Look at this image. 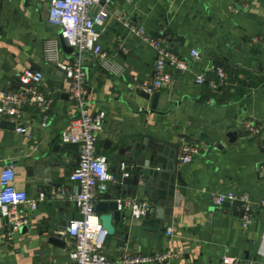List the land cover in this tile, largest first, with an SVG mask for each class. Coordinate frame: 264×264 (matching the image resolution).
<instances>
[{
	"label": "crops",
	"instance_id": "0c3cea01",
	"mask_svg": "<svg viewBox=\"0 0 264 264\" xmlns=\"http://www.w3.org/2000/svg\"><path fill=\"white\" fill-rule=\"evenodd\" d=\"M50 1L0 0V89L16 90L20 75L41 72L39 88L52 101L46 125L28 110L26 134L1 127L6 120L0 118V174L12 166L17 190L31 199L45 196L17 233L10 234L0 217V264H69L67 227L79 218L69 199L76 189L69 176L80 148L59 137L75 116L66 93L70 81L62 67L43 59L48 40L58 42L62 65L72 59L60 48V28L47 21ZM102 9L109 16L96 25L99 43L120 70L111 74L90 55L84 60L92 114L106 116L97 150L115 180L97 204L131 196L153 210L140 221H113L101 252L113 261L170 250L178 254L171 264H222L224 257L264 264V50L250 43L264 37V0H111L91 14ZM123 15L165 39L189 65L184 73L168 68L172 83L157 92L155 111L136 94L138 84L153 79L155 52L123 27ZM216 60L222 67L214 66ZM217 70L226 72L229 86L210 91L195 83L197 74L215 77ZM246 122L261 130L259 137L244 130ZM232 131L237 136L229 138ZM182 144L199 152L185 166L179 162ZM124 172L131 184L122 181ZM227 192L249 195V226L243 228L239 206L213 204L212 194ZM54 233L63 246L51 243Z\"/></svg>",
	"mask_w": 264,
	"mask_h": 264
},
{
	"label": "built area",
	"instance_id": "2783aa9c",
	"mask_svg": "<svg viewBox=\"0 0 264 264\" xmlns=\"http://www.w3.org/2000/svg\"><path fill=\"white\" fill-rule=\"evenodd\" d=\"M103 1L111 0H51L48 7L47 21L49 24L62 29L65 44L72 49V59L67 65H62L61 51L58 42L48 40L43 49V59L48 64L58 65L65 71L70 81L66 93L75 109V116L60 132V141L66 145L79 146L78 163L72 170L69 180L76 189L70 195L79 218L70 222L67 227L68 237L73 242L72 250L68 254L69 264H171L178 254L164 251L151 255L125 254L119 260H109L100 249L106 231L103 230L99 216L95 211L97 196L105 194L108 187L115 180L108 170L107 158L97 150L98 137L103 130L105 113L92 114L87 86L85 58L90 55L96 58L103 70L117 74L118 66L109 60L99 43L97 24H103L108 13L102 9L96 15L91 11ZM123 27L141 42L155 52V70L153 79L137 85V89L153 95L172 83V75L168 68L184 73L188 70V63L173 54L165 43V39L148 33L143 27L131 23L125 15L119 19ZM252 45H259L264 50V37L250 38ZM191 57L200 58V53L191 51ZM43 79L41 72H25L18 77L16 90L4 91L0 89V118L14 124L18 134H26L24 120L28 110L34 111L40 122L46 125L49 121L51 103L40 90ZM195 83L210 91H219L229 86V78L223 70H217L215 77H208V73L195 76ZM244 130L252 136L259 137L261 130L250 122L244 124ZM199 152L187 144H182L179 150L181 166L190 163ZM122 170L125 166L122 165ZM264 176V165L260 167ZM130 173L124 172L123 178H129ZM15 172L12 166L6 167L0 174V217L10 234L19 232L29 225L30 214L35 212L40 202L45 198L39 194L38 199H31L26 192L15 188ZM205 193L206 190H201ZM211 200L216 207L225 204L239 206L243 210V228L253 222V203L245 193H215ZM117 210L123 219L128 217L132 222L140 221L151 214L153 208L149 202L131 196H121L115 199ZM264 208V202L261 204ZM7 239V238H6ZM1 240V239H0ZM259 254L264 255V238L259 247ZM222 264H240L235 258L224 257Z\"/></svg>",
	"mask_w": 264,
	"mask_h": 264
},
{
	"label": "water",
	"instance_id": "95a60500",
	"mask_svg": "<svg viewBox=\"0 0 264 264\" xmlns=\"http://www.w3.org/2000/svg\"><path fill=\"white\" fill-rule=\"evenodd\" d=\"M59 43H60V48L63 52L67 53V54H71L72 53V49L69 48L65 42L64 39L62 38V29L60 28L59 30ZM214 66L217 68L222 67V64L219 61H214ZM32 70H36V68L32 69ZM38 70V68H37ZM137 96H139L141 99L145 100V101H150V108L152 111H155L160 99V95L159 93H154L153 95H148L140 90L136 91ZM1 127H5V128H11L12 130L15 128L14 124L7 122V121H3L1 123ZM243 135V134H241ZM237 136L236 132H230L228 133V137H235ZM177 180L180 181V174H177ZM124 183H128L131 184L133 181L129 178H123L122 180ZM95 211L99 216V220L101 222L102 228L103 230L106 231L107 235H112L114 233V228L112 226V222L116 221V222H120L123 219V216L121 214V212H119L117 210V204L115 201H110V202H101L96 204L95 207ZM241 214L243 217V210H241ZM51 243L56 245V246H63V241H62V237L59 234H52L51 237Z\"/></svg>",
	"mask_w": 264,
	"mask_h": 264
}]
</instances>
